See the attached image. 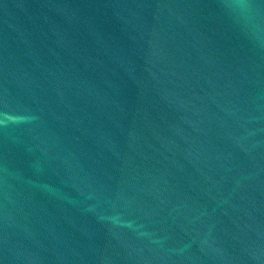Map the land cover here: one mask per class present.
<instances>
[{
	"label": "water",
	"instance_id": "95a60500",
	"mask_svg": "<svg viewBox=\"0 0 264 264\" xmlns=\"http://www.w3.org/2000/svg\"><path fill=\"white\" fill-rule=\"evenodd\" d=\"M0 264H264V0H0Z\"/></svg>",
	"mask_w": 264,
	"mask_h": 264
}]
</instances>
